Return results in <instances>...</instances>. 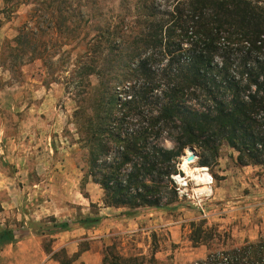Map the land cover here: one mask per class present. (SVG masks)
Returning <instances> with one entry per match:
<instances>
[{"label":"trees","instance_id":"16d2710c","mask_svg":"<svg viewBox=\"0 0 264 264\" xmlns=\"http://www.w3.org/2000/svg\"><path fill=\"white\" fill-rule=\"evenodd\" d=\"M1 2L0 27L29 6L1 55L9 50L58 71L59 48L75 52L65 89L74 98L82 170L101 189L104 209L120 210L122 219L168 210L185 148L197 150L200 167L222 147L237 153L240 166L264 165V1ZM50 30L62 35L61 44L45 45ZM79 221L88 229L101 217ZM33 225L40 236L70 229ZM18 239L0 233V246ZM192 264H264V240L208 252Z\"/></svg>","mask_w":264,"mask_h":264},{"label":"rangeland","instance_id":"374dc122","mask_svg":"<svg viewBox=\"0 0 264 264\" xmlns=\"http://www.w3.org/2000/svg\"><path fill=\"white\" fill-rule=\"evenodd\" d=\"M28 9L21 5L0 27V233L20 238L0 246V264H28L29 251L36 252L35 264H192L208 252L264 240V165L240 166L227 147L206 167L213 184L201 208L176 198L168 210L129 219L104 209L101 189L82 170L84 152L71 117L74 98L65 89L66 63L75 52L59 48L53 58L58 71L39 60L16 59L9 50L1 55ZM61 36L50 30L45 45L61 44ZM187 149L178 173L191 181L200 166L192 148L194 160L183 168ZM88 215L101 222L81 227L79 220ZM36 223H66L70 229L40 236ZM194 236L202 241L195 245ZM196 251L202 255L190 260Z\"/></svg>","mask_w":264,"mask_h":264},{"label":"built area","instance_id":"2783aa9c","mask_svg":"<svg viewBox=\"0 0 264 264\" xmlns=\"http://www.w3.org/2000/svg\"><path fill=\"white\" fill-rule=\"evenodd\" d=\"M195 169V168H194ZM199 171L194 173L196 175H206L207 182L200 183L191 176V181L187 180V178L182 177L179 173L177 175L172 176V182L175 185L176 196L179 199H187L191 200L193 204L199 208H201L202 203L209 197L211 194V186L213 184V179L208 172L206 167H198ZM194 188H191V183ZM203 188H208L209 190L201 191Z\"/></svg>","mask_w":264,"mask_h":264},{"label":"bare ground","instance_id":"6f19581e","mask_svg":"<svg viewBox=\"0 0 264 264\" xmlns=\"http://www.w3.org/2000/svg\"><path fill=\"white\" fill-rule=\"evenodd\" d=\"M190 155V152L187 151L186 152V155L182 157V166L183 168H188L187 165L190 163V162H187L186 158ZM189 171V170H188ZM193 171L198 172L199 170L198 169H194ZM192 172V171H191ZM187 173V172H186ZM192 176V178H194L195 180H197L198 182L200 183H206L207 182V177L206 175H196V174H190ZM204 190H209L208 188H203L201 189V191H204Z\"/></svg>","mask_w":264,"mask_h":264},{"label":"crops","instance_id":"0c3cea01","mask_svg":"<svg viewBox=\"0 0 264 264\" xmlns=\"http://www.w3.org/2000/svg\"><path fill=\"white\" fill-rule=\"evenodd\" d=\"M130 227H131V224H130ZM197 250H199V249H197ZM201 255H202L201 251H196V252L192 253V255H190L189 257L191 260V259L199 258ZM34 256H36V252L33 253V252L29 251L28 257H29L30 263H28V264H35ZM88 264H95V263L93 262V263H88Z\"/></svg>","mask_w":264,"mask_h":264},{"label":"water","instance_id":"95a60500","mask_svg":"<svg viewBox=\"0 0 264 264\" xmlns=\"http://www.w3.org/2000/svg\"><path fill=\"white\" fill-rule=\"evenodd\" d=\"M187 151L190 152V155L186 158L187 162H192L194 160V155L192 153V148H188Z\"/></svg>","mask_w":264,"mask_h":264}]
</instances>
